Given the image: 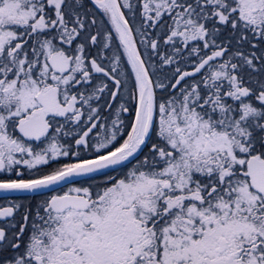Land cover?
I'll list each match as a JSON object with an SVG mask.
<instances>
[{
	"label": "snow or ice",
	"instance_id": "obj_1",
	"mask_svg": "<svg viewBox=\"0 0 264 264\" xmlns=\"http://www.w3.org/2000/svg\"><path fill=\"white\" fill-rule=\"evenodd\" d=\"M0 264H264V0H0Z\"/></svg>",
	"mask_w": 264,
	"mask_h": 264
}]
</instances>
